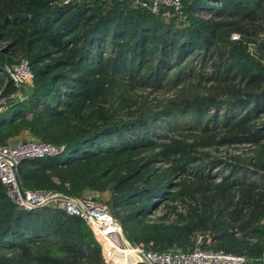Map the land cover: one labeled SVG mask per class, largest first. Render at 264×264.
Instances as JSON below:
<instances>
[{
    "label": "trees",
    "instance_id": "trees-1",
    "mask_svg": "<svg viewBox=\"0 0 264 264\" xmlns=\"http://www.w3.org/2000/svg\"><path fill=\"white\" fill-rule=\"evenodd\" d=\"M22 60L32 77L17 85L6 68ZM22 133L63 146L22 161V188L105 191L133 243L187 250L202 233L205 247L257 264L264 0H184L182 14L131 0H0V143ZM232 144L247 148L222 155ZM0 264L106 263L81 218L18 207L0 182Z\"/></svg>",
    "mask_w": 264,
    "mask_h": 264
},
{
    "label": "built area",
    "instance_id": "built-area-1",
    "mask_svg": "<svg viewBox=\"0 0 264 264\" xmlns=\"http://www.w3.org/2000/svg\"><path fill=\"white\" fill-rule=\"evenodd\" d=\"M83 0H62L63 4ZM120 1V0H118ZM184 0H131L134 8H145L158 13L161 7L182 14ZM238 37L237 33L231 36ZM7 74L17 85L28 84L32 74L25 60L6 68ZM63 146L36 138H27L15 143H0V182L6 194L21 208L49 205L61 208L66 214L81 218L100 246L106 264H255L244 254L225 252L205 247L211 242L207 234L196 233L193 245L187 250L170 249L155 251L129 241L125 233L97 192L75 197L57 191L27 190L17 178V167L26 159L43 158L60 154ZM114 222H118L115 225ZM264 223V220L262 221ZM257 264H264V252Z\"/></svg>",
    "mask_w": 264,
    "mask_h": 264
},
{
    "label": "rangeland",
    "instance_id": "rangeland-1",
    "mask_svg": "<svg viewBox=\"0 0 264 264\" xmlns=\"http://www.w3.org/2000/svg\"><path fill=\"white\" fill-rule=\"evenodd\" d=\"M161 94H163V95H167V92H165V93H162V92H160V93H157V94H155V95H157V96H161ZM22 137H20L18 140L19 141H21V140H25V139H27V138H29L28 136H27V134H25V133H23L22 135H21ZM15 142H18V141H15ZM14 142V143H15ZM246 145L245 144H232V145H229V146H227V147H225L223 150L222 149H220L221 151V153H222V155H224L225 153V150H226V152H228V153H231V154H236V153H241V152H244L245 150H246ZM215 152H218V151H215V150H213V153H215ZM108 192H103L102 194H100V195H98V198L99 199H101V200H103V201H106V199L108 198Z\"/></svg>",
    "mask_w": 264,
    "mask_h": 264
},
{
    "label": "crops",
    "instance_id": "crops-1",
    "mask_svg": "<svg viewBox=\"0 0 264 264\" xmlns=\"http://www.w3.org/2000/svg\"><path fill=\"white\" fill-rule=\"evenodd\" d=\"M23 134V133H22ZM21 134V135H22ZM26 134V133H25ZM21 135H19L18 137H16L15 139H14V141L13 142H15V141H19L18 139L20 138V137H22Z\"/></svg>",
    "mask_w": 264,
    "mask_h": 264
},
{
    "label": "water",
    "instance_id": "water-1",
    "mask_svg": "<svg viewBox=\"0 0 264 264\" xmlns=\"http://www.w3.org/2000/svg\"><path fill=\"white\" fill-rule=\"evenodd\" d=\"M115 225H118L119 223L118 222H114Z\"/></svg>",
    "mask_w": 264,
    "mask_h": 264
}]
</instances>
